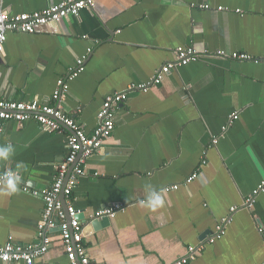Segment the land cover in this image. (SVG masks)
<instances>
[{
  "label": "crops",
  "instance_id": "crops-1",
  "mask_svg": "<svg viewBox=\"0 0 264 264\" xmlns=\"http://www.w3.org/2000/svg\"><path fill=\"white\" fill-rule=\"evenodd\" d=\"M61 1L3 5L16 15ZM187 46L245 53L259 62L204 58L173 70L148 92L130 89L149 83L175 60L177 48ZM83 57L85 71L70 84L62 107L87 134L97 128L107 96L128 94L114 133L87 161V175L69 200L85 215L92 263L171 264L205 242L230 208L242 207L264 181V0H96L79 18L68 16L35 34L10 32L0 61V99L49 101L57 81ZM236 112L239 119L221 136ZM68 134L50 133L34 120L22 127L10 122L0 132V147L14 149L0 159V175H18L14 193L7 184L0 187V245L38 242L45 204L23 188L53 184L67 156ZM197 171L199 179L186 185ZM146 185L157 192L180 188L160 193L164 204L152 211L142 203ZM115 204L123 209L96 229L94 214ZM47 235L53 247L36 264H69L60 232ZM191 264H264V192Z\"/></svg>",
  "mask_w": 264,
  "mask_h": 264
},
{
  "label": "built area",
  "instance_id": "built-area-1",
  "mask_svg": "<svg viewBox=\"0 0 264 264\" xmlns=\"http://www.w3.org/2000/svg\"><path fill=\"white\" fill-rule=\"evenodd\" d=\"M96 0H62L58 4H53L42 11L33 13H23L11 15L10 11L0 0V61L6 54V43L8 33L18 32L23 34H35L40 27L59 23L68 16L80 17L83 10H93ZM200 8L209 10L210 5ZM222 12L224 7H218ZM92 49L88 50L91 55ZM88 57L79 58L66 77L57 81L56 88L49 101H8L0 99V132L4 130L6 124L15 122L23 126L28 121L34 120L50 133H61L69 130L67 137V156L62 163L56 167V176L53 184L44 189L23 188V192L35 198L43 200L45 204L42 220L37 227L38 242L30 245H21L13 240L0 245V264H36L43 256L47 255L53 247V239L47 235L48 232L58 230L65 255L69 264H93L88 249L84 243V227L79 219L80 211L69 202L73 196V191L77 187L80 178L86 176L87 161L99 153L104 143L111 138L116 129V114L119 106L128 100V94L113 93L106 97L103 108L98 113V126L91 133L87 134L84 128L72 117L68 116L62 107L63 100L69 93L70 84L85 71ZM204 58L233 59L237 61H253L257 59L245 53L229 54L226 51H199L193 46L179 47L175 50V60L164 65L157 74L147 84L133 85L131 90L137 89L148 92L152 86L160 85L165 78L173 71L188 66L192 63L202 61ZM239 119V113H233L228 123L222 127L223 136L228 129ZM218 138H214L212 143L217 145ZM204 160L201 166H205ZM9 171L0 175V187L6 185ZM200 171L195 172L185 182L191 184L199 179ZM180 185L167 186L161 189L160 193H171L177 191ZM264 192V181L248 197L242 207L230 208L229 214L217 223L215 229L206 237L205 242L196 246H189L184 255L171 264H191L197 260L206 245H212L222 240L228 227L233 222L234 215L241 209H252L257 196ZM64 195L65 202L61 195ZM121 205L106 207L94 214L93 218H114L122 210ZM261 231V230H260Z\"/></svg>",
  "mask_w": 264,
  "mask_h": 264
},
{
  "label": "clouds",
  "instance_id": "clouds-1",
  "mask_svg": "<svg viewBox=\"0 0 264 264\" xmlns=\"http://www.w3.org/2000/svg\"><path fill=\"white\" fill-rule=\"evenodd\" d=\"M14 152L11 145L6 147H0V159H8L10 155ZM103 152V149H101ZM7 188L9 189V194L16 191V184L18 183V178L14 173H8L6 177ZM145 191L147 192V200L142 202L152 210L156 211L163 206L164 200L160 192H157L151 185H146Z\"/></svg>",
  "mask_w": 264,
  "mask_h": 264
},
{
  "label": "water",
  "instance_id": "water-1",
  "mask_svg": "<svg viewBox=\"0 0 264 264\" xmlns=\"http://www.w3.org/2000/svg\"><path fill=\"white\" fill-rule=\"evenodd\" d=\"M67 131H69V130L67 129ZM69 132H70V131H69ZM61 198H62V201L65 202V197H64L63 194L61 195ZM79 219H80L81 221H85V215H80V216H79ZM107 220L109 221V218H103V220H101V221H99V219H96L95 224H94L93 226H94L96 229H98L99 227L104 226V224H105V222H107Z\"/></svg>",
  "mask_w": 264,
  "mask_h": 264
}]
</instances>
